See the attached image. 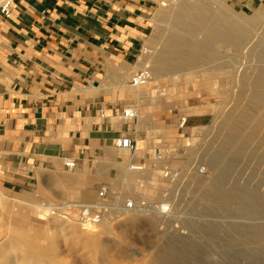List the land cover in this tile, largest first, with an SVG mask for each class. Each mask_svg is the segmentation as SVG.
<instances>
[{"label": "rangeland", "instance_id": "obj_1", "mask_svg": "<svg viewBox=\"0 0 264 264\" xmlns=\"http://www.w3.org/2000/svg\"><path fill=\"white\" fill-rule=\"evenodd\" d=\"M220 1L237 15L257 17L243 23L235 45L211 56V45L195 25L191 34L172 36L173 54L154 72L153 97L134 99L119 87L110 94L111 108L132 105L139 113L125 119L134 147L144 143L140 157L134 148L127 158L141 166L126 183L132 194L120 195L124 179L118 163L125 157L117 153L112 165L97 157L81 171L65 168L39 175L26 189L1 191L0 264L21 261L25 241L33 247V260L25 264H50L45 257L56 252L59 264H154L155 253L164 257L160 264H264V0ZM161 2L160 10L168 1ZM160 13L149 40L170 35L169 28H161ZM192 44L198 47L194 52L188 49ZM145 47L129 65L156 48ZM77 173L75 180L63 178ZM102 187H107L102 205L108 211L131 200L147 210L167 204L168 213L159 224L149 213L134 221L113 217L110 233L89 234L70 217L80 215V204L96 201ZM38 203H78V208L67 207L68 219L43 222L34 213ZM35 254L44 258L38 263Z\"/></svg>", "mask_w": 264, "mask_h": 264}, {"label": "crops", "instance_id": "obj_2", "mask_svg": "<svg viewBox=\"0 0 264 264\" xmlns=\"http://www.w3.org/2000/svg\"><path fill=\"white\" fill-rule=\"evenodd\" d=\"M161 3L22 0L9 15L0 11V192L26 189L39 175L63 171L64 158L80 171L97 157L116 163L113 140H134V133L127 120L107 113L115 105L110 94L119 87L131 96L129 63L149 45ZM143 145L137 142V157ZM129 154L118 163L122 178L120 165L127 168ZM39 197L50 199L47 193Z\"/></svg>", "mask_w": 264, "mask_h": 264}, {"label": "bare ground", "instance_id": "obj_3", "mask_svg": "<svg viewBox=\"0 0 264 264\" xmlns=\"http://www.w3.org/2000/svg\"><path fill=\"white\" fill-rule=\"evenodd\" d=\"M166 1H168V3H164L165 8H162L160 13L161 21L164 24L161 28H163V30L169 28L171 31L170 35L168 36L167 34V36H164V34H161V40H150L149 45L156 47L155 50L144 51L143 56L139 57V62L134 66H130L127 71V89L131 93V96L134 98H139L142 95H148V97H153L152 83L153 80H155L154 72H156L159 68L161 70L163 67H166L165 65L168 62H165L166 59L169 58V55L173 54V50L171 48L174 47V43H170L172 36L175 37L177 35L184 36L187 34H191L193 33L192 27H195L196 25L200 29V32H202L203 34L202 41H207L209 42V45H211L208 53L212 56L214 55V52H218L219 50L225 51L229 49L230 45H235L240 40V38L244 34L243 23L252 20H257V17L255 16L248 17L242 14L237 15L233 13L220 0ZM168 24L171 26L168 27ZM196 48H198L197 45L192 44L188 49L189 51L194 52ZM147 52H149V55H146ZM263 52L264 50H261L260 53ZM148 60L151 62V67L147 70L144 65L145 63H148ZM177 60L180 62L188 61L186 57H179ZM141 70L143 71V73H146L145 77H142L145 79L141 82H139L137 79V83H133L132 78H136V75L139 72H142ZM261 84L262 86H264L263 81ZM126 108L130 109L132 112H135L136 116L139 115V113H137L138 111H136L137 109L135 106L129 105L126 106ZM116 151L120 154L130 153V150L128 148H118ZM120 167L124 176V182L120 186V195L125 196L126 194L131 193L126 183L135 179L136 175L140 173L139 170L141 169V166L138 164L130 163L128 164L127 168H125V165L123 163L120 165ZM166 175H168V173L164 174V176ZM22 201L23 200H21L20 198L17 199V202ZM77 204H65L67 206H62L60 204L38 203L34 205V213L37 216V220H41L43 222L47 221L48 217L53 216H63L68 219V217L66 216V214H68L66 211L67 207L74 206L76 208L81 207L82 209V206H78ZM90 204H93L91 205L92 207L89 206ZM90 204H86L88 209H93V207H95L96 209H102L103 213L102 216L99 218L98 223H93L88 219H82L81 216L77 214V212H74V214L72 215L73 217H70L73 218V220L75 221H79L84 227L85 231H87L89 234H102L107 232L110 233L109 229L111 227V220L113 219V217H120V219L129 218L131 221H134L137 219L138 215L142 213H149L155 217L157 223L159 224L163 220L164 216L168 213L167 204H161L158 206V208L147 210L145 207H142L141 204L137 203V201L133 203V207L131 208H127L123 205H115L113 209H110L108 211L104 209L105 207H103L104 205H102L104 203L102 202V199H100V196L96 199V201ZM31 205L33 207V204ZM78 209L80 211V208ZM97 226L100 227L101 230H98V228H96ZM25 243V245L22 243L25 249L22 260L15 262L14 264H25L29 259L33 260V247L30 245V243L26 241ZM8 251L10 253L14 252L12 249H8ZM58 254L59 253L56 252L51 253L49 256L46 255L47 258L45 257V260H47L50 264H59L60 259L58 257L60 254ZM34 257L38 263L44 258L42 255L36 254ZM151 258V261L154 264H160L164 261V257L160 253L153 254Z\"/></svg>", "mask_w": 264, "mask_h": 264}, {"label": "built area", "instance_id": "obj_4", "mask_svg": "<svg viewBox=\"0 0 264 264\" xmlns=\"http://www.w3.org/2000/svg\"><path fill=\"white\" fill-rule=\"evenodd\" d=\"M22 0H0V11L5 14L9 15L11 12V9L14 5L15 2H20ZM146 73L139 72L135 77L132 78L133 83H137V79L139 82L143 81L145 78ZM98 113L100 117L105 116V109L103 107L98 108ZM112 115L123 118V119H133L136 117V113L132 112L128 108H119V107H114L112 110ZM115 147L117 148H128L129 150H134V141L126 136H120L114 141ZM63 164L67 168H73L75 166V161L72 158H64L63 159ZM107 193V187H102L98 193L101 199L105 197ZM82 209L79 211V214L82 219L90 220L93 223H98L99 218L102 216V209L98 208L96 209L95 207L88 209L86 204H80ZM86 206V207H85ZM91 206V205H89ZM124 206L127 208L133 207V202L131 200H128L125 202ZM92 207V206H91Z\"/></svg>", "mask_w": 264, "mask_h": 264}]
</instances>
